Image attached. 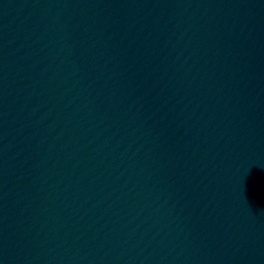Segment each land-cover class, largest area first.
Returning <instances> with one entry per match:
<instances>
[{"label":"water","instance_id":"1","mask_svg":"<svg viewBox=\"0 0 264 264\" xmlns=\"http://www.w3.org/2000/svg\"><path fill=\"white\" fill-rule=\"evenodd\" d=\"M0 264H264V0H0Z\"/></svg>","mask_w":264,"mask_h":264}]
</instances>
